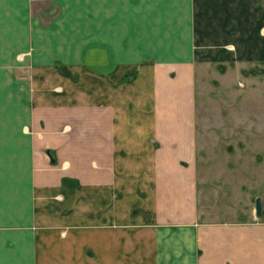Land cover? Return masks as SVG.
<instances>
[{
	"label": "crops",
	"instance_id": "1",
	"mask_svg": "<svg viewBox=\"0 0 264 264\" xmlns=\"http://www.w3.org/2000/svg\"><path fill=\"white\" fill-rule=\"evenodd\" d=\"M240 58L264 0H0V264H264V218L198 209L197 81Z\"/></svg>",
	"mask_w": 264,
	"mask_h": 264
},
{
	"label": "rangeland",
	"instance_id": "2",
	"mask_svg": "<svg viewBox=\"0 0 264 264\" xmlns=\"http://www.w3.org/2000/svg\"><path fill=\"white\" fill-rule=\"evenodd\" d=\"M197 86L194 164L202 218H264V59L212 63Z\"/></svg>",
	"mask_w": 264,
	"mask_h": 264
},
{
	"label": "water",
	"instance_id": "3",
	"mask_svg": "<svg viewBox=\"0 0 264 264\" xmlns=\"http://www.w3.org/2000/svg\"><path fill=\"white\" fill-rule=\"evenodd\" d=\"M262 214V201L261 197L257 196L255 197V215L257 217H260Z\"/></svg>",
	"mask_w": 264,
	"mask_h": 264
}]
</instances>
